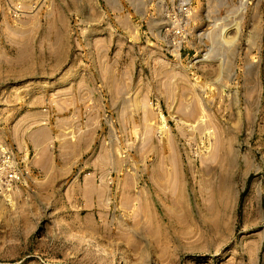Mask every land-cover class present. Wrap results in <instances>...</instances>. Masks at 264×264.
Wrapping results in <instances>:
<instances>
[{"label":"rangeland","instance_id":"374dc122","mask_svg":"<svg viewBox=\"0 0 264 264\" xmlns=\"http://www.w3.org/2000/svg\"><path fill=\"white\" fill-rule=\"evenodd\" d=\"M180 1L0 0V264H264V0H192L179 50ZM81 84L91 147L38 132Z\"/></svg>","mask_w":264,"mask_h":264},{"label":"crops","instance_id":"0c3cea01","mask_svg":"<svg viewBox=\"0 0 264 264\" xmlns=\"http://www.w3.org/2000/svg\"><path fill=\"white\" fill-rule=\"evenodd\" d=\"M116 1H122V0H108V2H116ZM123 1H134V0H123ZM138 1V0H136ZM153 4H157L159 2L161 3H166V4H174L178 0H149ZM197 1V0H193ZM207 3H214L217 0H205ZM157 7V6H155ZM158 10V11H157ZM163 10L159 11V9L154 8V11L152 12V17L156 18L157 16H163ZM195 36L191 37L187 41V43L183 47V51L181 50V54H184V56H188L189 54L193 53L195 50H197V45L194 43ZM194 54V53H193ZM86 88L85 84H81L80 88L78 89L77 93L75 94L74 91H70V88L65 87V88H60L58 91L60 96L57 98L56 105L51 102V107L49 109V115H50V126L47 127H41L38 132L42 134L48 135L49 133L52 134L54 130L62 131L64 129L70 128L74 126V129L80 128L78 126L84 125V127H89L87 134H86V141L88 142L87 146L91 147L93 143L94 136L96 134V127H93L95 124V121L91 117H86V119L83 121L80 120V116L84 108H90L92 109L90 103L87 104L86 102L90 101L92 98L95 97L93 91L90 90V95L85 96L83 93V90ZM73 93V100L72 97L69 95ZM50 100H53L51 98ZM59 100V102H58ZM83 103V104H82ZM56 111L62 112V117L60 118H54V114H59ZM60 128V129H59ZM38 134V133H37ZM36 134V137H37ZM90 140V141H89ZM78 141V140H77ZM78 143H75V146H77ZM37 165H39L40 169L43 171V173H53L55 174L56 178L63 177L65 174H59L58 172H63L64 169L62 165H60L57 160L54 158H48L47 161H40ZM76 165L74 164V167ZM57 171V172H56ZM89 175V174H88ZM86 175L84 177V182L83 184L79 187L80 189V194L83 199V204H85L86 207H91V208H98L101 207L102 205H105V198L107 195L110 193V186L106 183L102 182H97V179L95 176H88ZM107 176V175H106ZM77 177V176H76ZM75 177V178H76ZM112 189V188H111Z\"/></svg>","mask_w":264,"mask_h":264},{"label":"built area","instance_id":"2783aa9c","mask_svg":"<svg viewBox=\"0 0 264 264\" xmlns=\"http://www.w3.org/2000/svg\"><path fill=\"white\" fill-rule=\"evenodd\" d=\"M191 8H192V0H181L177 8V15L181 26L176 28L166 27L167 35L171 40V45L173 48L177 47L180 50L182 44L187 40L188 37L187 23L190 13L192 11ZM166 14L167 16H170V14H173L174 16L176 15V13H171L169 11H167Z\"/></svg>","mask_w":264,"mask_h":264},{"label":"bare ground","instance_id":"6f19581e","mask_svg":"<svg viewBox=\"0 0 264 264\" xmlns=\"http://www.w3.org/2000/svg\"><path fill=\"white\" fill-rule=\"evenodd\" d=\"M72 236V235H71ZM99 247V250L102 252V253H106V250L102 247V246H98ZM110 253V252H109ZM110 258L111 259H115V256L113 253H110Z\"/></svg>","mask_w":264,"mask_h":264}]
</instances>
